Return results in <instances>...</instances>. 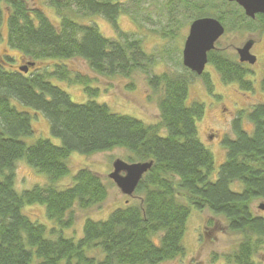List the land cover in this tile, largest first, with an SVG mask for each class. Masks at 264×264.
<instances>
[{
    "label": "trees",
    "instance_id": "16d2710c",
    "mask_svg": "<svg viewBox=\"0 0 264 264\" xmlns=\"http://www.w3.org/2000/svg\"><path fill=\"white\" fill-rule=\"evenodd\" d=\"M49 2L60 16L59 25L40 9L28 8L24 0H0V30L4 4L10 9L9 46L30 60L81 59L93 71L110 76H129L140 70L146 73L152 92L159 94L160 118L148 124L93 99L74 102L54 80L79 84L94 95L99 94V87L61 62L52 70L30 74L20 68L9 69L6 66L12 65L0 61V264H32L35 257L37 264H159L184 256L189 217L193 209L206 208L222 216L228 229L240 235L236 248L224 254L225 264H256L255 255L264 246V215L253 207L256 200H264V103H255L246 115L254 126L251 133L242 127L245 111L237 115L235 138H224L226 159L213 179L215 158L201 141L197 126L205 105L188 102L196 78L214 93L207 67L201 75L188 68L151 73L150 67L156 63L142 40L127 32L107 37L96 25L81 23L67 14L73 10L103 14L117 27V18L125 9L121 1ZM240 11L246 21L248 17ZM258 17L264 24V14ZM218 44L208 53L207 65L224 84L236 83L242 91H252L254 82L249 76L253 72ZM261 86L264 90V75ZM19 104L42 113L61 144L42 137L26 142L24 139L35 136L36 130L31 113ZM115 148L126 149L129 162H153L135 191V199L106 219L86 218L80 238L63 235L64 229L75 224L78 212L101 205L109 196L102 177L87 167L80 168L69 185L59 186L70 173V155ZM18 161L45 174L47 183L18 192ZM34 204L46 207L55 224L50 232L24 212L26 206Z\"/></svg>",
    "mask_w": 264,
    "mask_h": 264
},
{
    "label": "rangeland",
    "instance_id": "374dc122",
    "mask_svg": "<svg viewBox=\"0 0 264 264\" xmlns=\"http://www.w3.org/2000/svg\"><path fill=\"white\" fill-rule=\"evenodd\" d=\"M28 8L40 9L55 25L60 24V16L49 0H24ZM124 6L123 12L117 18V27L103 14H94L87 11H68L76 21L96 25L107 37L117 38L123 32L130 37L143 41L144 49L149 53L156 64L151 68V73L160 74L165 71L180 72L185 70L183 65V48L186 37L189 34L190 24L201 15L208 17L222 16L221 22L226 31L219 40L218 46L231 57L238 59L237 48L246 44L253 38L256 40L254 51L257 62L254 66L245 64L251 71L249 78L254 82L252 91H242L236 83L224 84L219 74L207 65L214 83V93H210L204 87L199 78L191 84L188 102L199 101L205 105L204 117L198 121V133L201 141L213 153L215 158V172L213 179L217 177L221 164L226 159V149L223 145L225 137L235 138V119L237 115L245 111L242 127L248 132L253 131V123L248 119L247 113L255 103H264V90L261 80L264 75V24L261 19L242 20L241 6L237 2L228 0H118ZM74 9H76L74 7ZM5 16L0 30V61L6 60L9 69L28 67L26 73H35L42 69L52 70L55 63L61 61L45 59L30 60L20 50L12 48L8 44L7 17L10 9L4 4ZM213 15V16H211ZM171 32V33H169ZM167 34V35H166ZM122 38V37H121ZM260 39V40H259ZM124 40V38H122ZM9 57V58H8ZM11 57V59H10ZM11 63V64H9ZM31 63H34L31 66ZM68 66L74 73L88 76L93 87H99V94H89L79 84H69L65 81L54 80L60 85L71 99L77 103H84L89 99L105 103L109 108L118 113L129 114L141 119L145 123H157L160 118L158 107L159 94L152 92L148 85L146 73L137 70L131 75L124 74L105 75L93 71L85 61L81 59H69L61 62ZM16 103V102H15ZM20 105V104H19ZM23 110L32 115V124L36 134L24 140L28 143L37 138H48L54 144H61V140L52 135L50 122L42 113H35L30 107L20 105ZM1 130V129H0ZM129 152L126 149L115 148L113 150L84 155L73 152L68 160L70 173L59 183L60 187H66L72 182L73 175L80 169L87 167L98 173L108 185V199L101 205L89 210L80 211L77 214L75 224L63 230V235L80 238L83 235V225L86 218L95 220L106 219L112 211L120 206H125L132 200V196L122 193L116 183L109 177L114 170L113 163L116 159L128 161ZM48 178L45 174L37 172L25 161L16 164L15 188L18 192L32 189L36 185L46 184ZM263 199L254 202L255 212L264 215V210L259 205ZM24 212L34 221L45 224L49 232L53 226L46 213V207L40 204L28 205ZM55 236V235H53ZM240 240V235L231 232L226 220L214 214L209 209H193L187 222L186 232L183 238L185 247L184 256L159 264H225L224 254L234 250ZM256 264H264V246L255 255ZM32 264H37L34 258Z\"/></svg>",
    "mask_w": 264,
    "mask_h": 264
},
{
    "label": "water",
    "instance_id": "95a60500",
    "mask_svg": "<svg viewBox=\"0 0 264 264\" xmlns=\"http://www.w3.org/2000/svg\"><path fill=\"white\" fill-rule=\"evenodd\" d=\"M237 2L247 16L255 18L257 14H264V0H228ZM225 33V26L216 17H199L190 24L189 34L183 48V65L198 75L204 73L208 64V53L216 48V43ZM253 40L246 41L242 47L237 48L239 61L254 64L256 55L251 53ZM34 63H31L33 66ZM21 71H28V67H20ZM152 161L126 162L116 159L114 170L109 177L116 183L123 194L132 196L143 176L151 169ZM264 210V203L259 205Z\"/></svg>",
    "mask_w": 264,
    "mask_h": 264
},
{
    "label": "flooded vegetation",
    "instance_id": "af4514ba",
    "mask_svg": "<svg viewBox=\"0 0 264 264\" xmlns=\"http://www.w3.org/2000/svg\"><path fill=\"white\" fill-rule=\"evenodd\" d=\"M259 14H260V13H259ZM259 14L256 15V17L254 18V20H257V19L259 18V17H258ZM249 40H253V46H252V48H251V53L254 54V55H256L255 52H253V51H254V50H253V49H254L253 47H254V45H256V44H255V43H256V40L253 39V38H251V39H249ZM259 40H260V39H259ZM256 57H257V56H256ZM256 62H257V61H256ZM244 64H250V63L245 62ZM255 64H256V63H254V64H250V65H251V66H254ZM252 72L254 73V69H253Z\"/></svg>",
    "mask_w": 264,
    "mask_h": 264
}]
</instances>
